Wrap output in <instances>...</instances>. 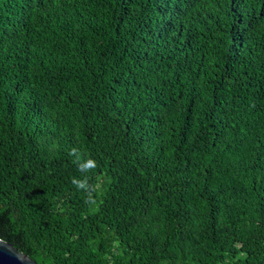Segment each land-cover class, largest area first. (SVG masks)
<instances>
[{
    "label": "trees",
    "instance_id": "16d2710c",
    "mask_svg": "<svg viewBox=\"0 0 264 264\" xmlns=\"http://www.w3.org/2000/svg\"><path fill=\"white\" fill-rule=\"evenodd\" d=\"M191 1L0 0V238L39 264H264V0L241 24Z\"/></svg>",
    "mask_w": 264,
    "mask_h": 264
},
{
    "label": "clouds",
    "instance_id": "9594fccd",
    "mask_svg": "<svg viewBox=\"0 0 264 264\" xmlns=\"http://www.w3.org/2000/svg\"><path fill=\"white\" fill-rule=\"evenodd\" d=\"M225 6V14L223 17L228 19H235L239 24L248 15L245 6V0H223ZM208 3L202 2L200 0H192L190 3L189 11H194L195 6H197L199 18L205 14L206 5ZM183 5V4H182ZM82 186V185H81Z\"/></svg>",
    "mask_w": 264,
    "mask_h": 264
},
{
    "label": "water",
    "instance_id": "95a60500",
    "mask_svg": "<svg viewBox=\"0 0 264 264\" xmlns=\"http://www.w3.org/2000/svg\"><path fill=\"white\" fill-rule=\"evenodd\" d=\"M0 264H39L35 259L0 238Z\"/></svg>",
    "mask_w": 264,
    "mask_h": 264
}]
</instances>
